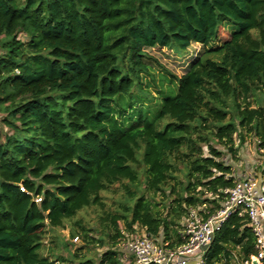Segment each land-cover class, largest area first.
Here are the masks:
<instances>
[{
    "label": "trees",
    "instance_id": "trees-1",
    "mask_svg": "<svg viewBox=\"0 0 264 264\" xmlns=\"http://www.w3.org/2000/svg\"><path fill=\"white\" fill-rule=\"evenodd\" d=\"M213 43L153 119L122 118L151 74L146 49ZM247 135L264 158V0H0V264H122L137 230L182 245L188 213L206 218L233 187L226 159ZM255 251L236 212L203 261Z\"/></svg>",
    "mask_w": 264,
    "mask_h": 264
},
{
    "label": "built area",
    "instance_id": "built-area-1",
    "mask_svg": "<svg viewBox=\"0 0 264 264\" xmlns=\"http://www.w3.org/2000/svg\"><path fill=\"white\" fill-rule=\"evenodd\" d=\"M263 169L260 175L248 172L237 177L233 187L224 191L225 199L220 208L206 218L199 214L201 209L191 210L182 221V245L169 248L142 231V235L126 243L124 252L134 264H204V255L214 234L232 214L238 212L249 220L256 249L254 255L238 264H264ZM73 241L76 242L77 237Z\"/></svg>",
    "mask_w": 264,
    "mask_h": 264
},
{
    "label": "rangeland",
    "instance_id": "rangeland-1",
    "mask_svg": "<svg viewBox=\"0 0 264 264\" xmlns=\"http://www.w3.org/2000/svg\"><path fill=\"white\" fill-rule=\"evenodd\" d=\"M225 27L229 31L236 30L230 23H225ZM216 45V43H213L212 46L203 47L199 44H191L183 56H179L165 48L155 47L146 49L147 58L145 61L151 67V74L148 76L144 75L141 81V87L133 90V104L124 110L122 118L127 117L131 112L142 110L147 112L149 116L152 113L150 118L153 119L160 107L162 99L165 97V95L163 96V91L170 86L168 81H173V77H180L186 73L189 66L199 57H203V60L217 58L216 56H205L206 51L211 47H216ZM249 101L254 108L262 106L260 101L258 103L254 102L253 99H249ZM126 102V100H121L119 105L124 106ZM119 105L114 106V108L119 110ZM117 118L120 121V117L117 116ZM234 143L237 151V159L234 162L230 159L226 160L231 165L235 177H240L248 172L260 175L259 173L262 170L264 158L261 155L262 151L257 148L256 139L247 135L245 136L244 143H240L238 139H235ZM204 152L207 153L206 148H204ZM61 235L64 236L65 241L71 243V249L74 250L81 247L82 253L88 254L87 248H85L81 238L74 242L73 239L75 236L71 238L68 228L62 230ZM140 235H142V231L138 230L131 236L125 234V239L117 247L119 251L123 252L121 258L122 264H134L132 258L124 252V247L129 240L137 238ZM100 252L101 250L96 249L94 253Z\"/></svg>",
    "mask_w": 264,
    "mask_h": 264
}]
</instances>
